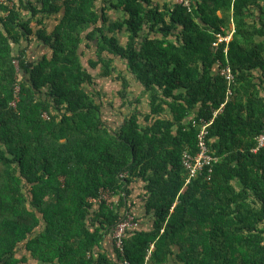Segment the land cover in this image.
<instances>
[{
  "label": "trees",
  "instance_id": "16d2710c",
  "mask_svg": "<svg viewBox=\"0 0 264 264\" xmlns=\"http://www.w3.org/2000/svg\"><path fill=\"white\" fill-rule=\"evenodd\" d=\"M7 1L0 264H264V148L252 151L264 131V0H192L189 11L173 0ZM34 40L46 49L35 59ZM226 63L234 82L225 102ZM98 78L119 81L125 112L105 109ZM223 102L206 131L217 160L185 185L181 155L196 152L199 130L191 122ZM136 181L142 217L128 201ZM101 189L117 203L91 202ZM128 214L138 226L122 250L113 240L103 250Z\"/></svg>",
  "mask_w": 264,
  "mask_h": 264
},
{
  "label": "built area",
  "instance_id": "2783aa9c",
  "mask_svg": "<svg viewBox=\"0 0 264 264\" xmlns=\"http://www.w3.org/2000/svg\"><path fill=\"white\" fill-rule=\"evenodd\" d=\"M173 2L187 8L189 11L191 8L192 0H173ZM1 3H6L11 6V2L7 0H0ZM231 37V33L225 36L217 34V40L213 42V45L216 46L221 41H229ZM226 50V49H225ZM219 74L225 78L227 88H226V95H225V102L229 99L232 94L231 85L234 82V75L231 71V67L228 63L221 66L219 69ZM18 89V88H17ZM223 102L219 109L215 110L213 113V117L209 120L200 119L199 122L192 120V125H198L199 130L197 132V150L196 152L192 153L188 149L184 150L181 155V161L184 169L187 172V177L185 179V185L191 180V178L195 177L198 173L203 171L204 168L211 169V165L213 162L217 160V158L212 154V151L207 143L206 139V131L208 126L212 123L214 116L217 112L224 106ZM12 105L15 104L13 101ZM256 143L254 148L252 149L253 152H256L259 149L264 148V131L261 132L256 137ZM91 202H99L104 200L108 204H116L117 198L112 195L109 190L101 189L99 196L95 199H89ZM138 226V222L135 220L134 216L128 214L124 219H122L113 229L112 232V240L114 246L119 250H122V240L126 235V232L130 229L136 228ZM126 264V262H125Z\"/></svg>",
  "mask_w": 264,
  "mask_h": 264
},
{
  "label": "crops",
  "instance_id": "0c3cea01",
  "mask_svg": "<svg viewBox=\"0 0 264 264\" xmlns=\"http://www.w3.org/2000/svg\"><path fill=\"white\" fill-rule=\"evenodd\" d=\"M160 3H163V2H166L168 0H158ZM120 13H116L115 10H110V16L112 18H115L117 17L116 15H119ZM55 22L53 20H46L45 21V26L47 27L48 30H51L53 24ZM32 26H35V23L32 22L31 23ZM233 25L232 23L230 24V28L232 29ZM35 28H38L37 26ZM117 36H119L120 38V42L122 43H125L126 39H127V36L124 32H122L121 34L120 33H117ZM46 51L45 47L44 46H41V44L39 43V41H36L34 40L33 41V45L31 47L28 48L27 52L33 56V58H38L39 56H41L44 52ZM114 63L116 65V67L124 72V73H127L126 72V67H125V64L123 63V61L117 59V60H114ZM124 70V71H123ZM264 86V84H263ZM135 88V91L134 90H131V93H130V96L133 97L135 95H140V86L137 84V83H132L130 81V88ZM119 89V88H118ZM117 89V90H118ZM140 92V93H139ZM262 95H264V92H262ZM141 96V102L138 104V109L140 112H146V110L148 109V105H147V97L146 95L143 96V95H140ZM115 109L117 111L121 110L122 112H125L126 111V107H120L119 105L115 107ZM143 185H142V182L141 181H136V182H133L132 185H131V194L130 196L128 197V201L129 202V205H130V210H131V213L134 215V216H138V217H142L144 216L145 214V211H144V207H143V201H142V196L144 194V191L142 189ZM144 219V218H143ZM149 224V222H147V225ZM113 243H112V237L109 235L107 236L105 239H104V242H103V250L105 251H108V252H112V247ZM30 262V261H29Z\"/></svg>",
  "mask_w": 264,
  "mask_h": 264
},
{
  "label": "rangeland",
  "instance_id": "374dc122",
  "mask_svg": "<svg viewBox=\"0 0 264 264\" xmlns=\"http://www.w3.org/2000/svg\"><path fill=\"white\" fill-rule=\"evenodd\" d=\"M87 55H88V53H83V59H84V61L88 58ZM92 55H93V52H90L89 53V57L92 56ZM94 72H96V71H94ZM98 79H99L98 83L100 84L99 88L102 89L101 94H102L103 101H107L104 104L105 109H107V111H109V110H112V111L115 110V109H112L109 106V103L110 104L112 103V105H113L114 108L119 105V97H118V94H117V89L120 87L119 81H117V80H111L110 78H107L105 80L102 79V78H98ZM130 81L133 84L135 83L132 79ZM130 90H134L135 91V88L134 87L133 88H130Z\"/></svg>",
  "mask_w": 264,
  "mask_h": 264
}]
</instances>
